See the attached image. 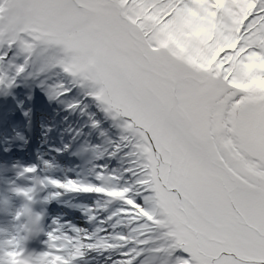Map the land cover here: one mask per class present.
I'll return each instance as SVG.
<instances>
[{"label": "snow or ice", "instance_id": "6c2138e0", "mask_svg": "<svg viewBox=\"0 0 264 264\" xmlns=\"http://www.w3.org/2000/svg\"><path fill=\"white\" fill-rule=\"evenodd\" d=\"M11 50L17 75L39 59L123 118L131 158L124 186L84 189L121 201L130 235L93 241L54 220L43 255L264 264V0H0V61Z\"/></svg>", "mask_w": 264, "mask_h": 264}, {"label": "trees", "instance_id": "16d2710c", "mask_svg": "<svg viewBox=\"0 0 264 264\" xmlns=\"http://www.w3.org/2000/svg\"><path fill=\"white\" fill-rule=\"evenodd\" d=\"M23 62L24 58L22 55L16 54L15 50H12V52L8 51L4 60L0 61V65H2L0 69L6 71L7 76L11 78L10 80L19 77L24 83H27L28 75L37 72V69L40 68L42 64L39 59H33L29 64L25 65V70L17 75L15 66ZM39 74L41 81H38V84H43V87L38 88L35 98L37 107H40L42 114L44 113L43 108L47 109L49 105H53L54 109L62 111L64 114L63 117H65V113L67 112L71 113L72 111H76L77 126H69L68 124L66 127H70L69 130L75 128L74 138H78L80 133L84 134V141L81 148L93 142L92 148L100 147L105 151V155L102 158H98L96 160L97 162L94 163L95 169L99 170L98 165H101L102 170L106 169V171H109L105 176V180L102 177L97 179L95 175L90 178L89 185L81 184V187L92 189L99 187L106 189L112 186H124L125 181L130 179L128 174L124 172V169L130 167L131 158L127 155L129 148L120 140L121 135L126 134L122 129L123 118L113 119L109 114L105 113L94 96L89 94V89L86 86H81L79 83L73 82L71 77L62 73L58 68L46 70ZM60 84L68 89L63 95H58L61 91L58 87ZM12 96L20 98L18 99L19 101H26L27 94L23 92V87H21L18 88V91H12ZM0 107L5 109L4 106ZM55 114H57V112ZM47 121L45 122L44 119L43 123L46 124ZM94 124L95 126H93ZM70 142V138H67L61 147L64 148L67 146V143ZM59 151H61V149H59ZM90 168H93L92 164L91 166L88 165L84 167L85 170L82 171L81 176H89L90 174L88 171ZM107 175H118L121 176V179L107 182ZM121 207H123L122 202H117L112 214L106 219L99 220L98 227L95 231L100 239L111 243L113 237L116 235H130L132 225L118 218V209ZM113 218L115 220L113 221L112 228L108 229L105 221ZM131 246V244L128 245V247ZM113 250V254L108 253L106 255V264H117V262L123 258L121 253L126 249L114 248Z\"/></svg>", "mask_w": 264, "mask_h": 264}, {"label": "clouds", "instance_id": "9594fccd", "mask_svg": "<svg viewBox=\"0 0 264 264\" xmlns=\"http://www.w3.org/2000/svg\"><path fill=\"white\" fill-rule=\"evenodd\" d=\"M90 153L89 164L105 155L100 147L84 148L76 154ZM52 166L45 162V168ZM31 168V171L28 169ZM14 180L8 185L7 193L0 195V217H11L6 223H0V264H65L63 260L58 261L54 255L45 256L42 252L30 249L28 245L37 240L42 234L46 235L42 218L43 213L37 212L35 207L39 202V196L51 184L48 177L37 174L36 166H13L9 169ZM94 170L90 168V171ZM22 181L23 183H16ZM67 191V187H65ZM19 201L18 205L14 201ZM116 201L112 199L109 201ZM102 248H94L92 251H100ZM87 246H84L83 257ZM81 255L80 246L75 245L69 260Z\"/></svg>", "mask_w": 264, "mask_h": 264}, {"label": "rangeland", "instance_id": "374dc122", "mask_svg": "<svg viewBox=\"0 0 264 264\" xmlns=\"http://www.w3.org/2000/svg\"><path fill=\"white\" fill-rule=\"evenodd\" d=\"M38 143V142H37ZM42 147L46 148V145L44 144H39L38 143V148L39 149H43ZM44 148V149H45ZM43 149V150H44ZM36 155V167L39 166L41 168V166H43V170L46 174V176L50 179H55L58 180L62 183L66 182L68 180V176H67V171L65 168L62 167V165L60 164H56V159L54 156H52L51 154H49L48 151H35ZM84 158V156L82 157ZM40 159H42V162H40ZM45 162H48L52 167L51 168H45ZM51 187V186H50ZM52 189V193L53 195H63L62 192L64 191V188H54L51 187ZM78 205V204H77ZM82 208V209H79ZM88 205L85 204H81L80 206L78 205L77 211L78 213L83 217L85 215V212L87 211ZM79 220H77L74 224L75 227L73 226V228L78 229L79 230V234L80 235H88V228L86 227V225L83 224H79L78 223ZM69 235H76V233H73L71 230H69L67 232ZM98 251H88L86 252L85 256L82 259H78V261H80V264H101V260L99 258H97V254Z\"/></svg>", "mask_w": 264, "mask_h": 264}, {"label": "bare ground", "instance_id": "6f19581e", "mask_svg": "<svg viewBox=\"0 0 264 264\" xmlns=\"http://www.w3.org/2000/svg\"><path fill=\"white\" fill-rule=\"evenodd\" d=\"M70 158V156L69 157H67V159H69ZM74 264H75V262H74Z\"/></svg>", "mask_w": 264, "mask_h": 264}]
</instances>
